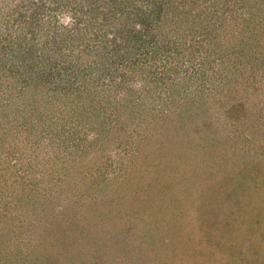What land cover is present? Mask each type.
Instances as JSON below:
<instances>
[{
  "label": "rangeland",
  "instance_id": "obj_1",
  "mask_svg": "<svg viewBox=\"0 0 264 264\" xmlns=\"http://www.w3.org/2000/svg\"><path fill=\"white\" fill-rule=\"evenodd\" d=\"M93 3L0 0V212L7 210L24 237L36 235L26 223L51 221L62 231L64 245L52 249L66 258L57 264H194L199 255H188L184 240L200 241L210 218L213 231L227 227L223 205L241 199L226 192L256 181L246 163L262 152L241 142L251 123L236 128L225 119L230 79L214 72L218 60L206 79L183 71L181 46L175 60L158 57L155 29L147 31L151 17L140 12L150 10L144 0L122 12L104 3V24L88 10ZM79 82L103 86L100 132L73 147L63 134L73 117L62 111L44 128L48 122L32 116L28 101ZM234 216L235 227L248 230ZM79 249L83 260L72 255ZM227 256L223 250L213 261L228 264Z\"/></svg>",
  "mask_w": 264,
  "mask_h": 264
},
{
  "label": "trees",
  "instance_id": "obj_2",
  "mask_svg": "<svg viewBox=\"0 0 264 264\" xmlns=\"http://www.w3.org/2000/svg\"><path fill=\"white\" fill-rule=\"evenodd\" d=\"M102 1L104 2L96 0V5L93 3V7L87 6L95 17L102 16V24L106 21L104 11L100 9L104 3L108 9L110 7L121 12L127 5L131 8L141 5L136 3L137 0ZM144 1L150 10L147 12L148 8H144L140 12L145 13L146 17H151L147 31L150 33L155 29V38L160 41L161 46V49L158 47V57L175 60L181 46L185 51L181 55L182 63L185 64L183 71L188 69L201 72L206 79L211 77L206 72L210 68V63L218 60L216 63L218 68H214V72L221 73V78L230 79L225 80L227 92L224 95L227 103L222 107L225 119L230 120L236 128L241 127L243 123H251L248 136H244L241 142L250 149L255 148L262 152L260 157V154L256 155V159L252 157L246 163L247 167L249 166L248 173L256 178L252 186L247 188L240 181L236 189L234 187L232 192H226L228 199L234 200L233 195L241 199L235 201L236 205H223L224 210L221 212L224 216L221 223L228 226L213 231L211 228L213 220L210 218L202 225L203 228L196 239L206 243L200 241L188 243L189 239L184 240L187 254L199 255L195 258L194 264H218L213 260L218 258L217 256L220 257L223 250L228 254L226 260L230 259L228 264H264V224L261 221L264 216V176H261L264 170V0H232L236 4L232 10L229 7L234 4H229L230 0ZM82 2L83 0H79V4ZM124 2L127 3L125 6L122 5ZM75 6L72 7V13L77 9H74ZM7 77L11 75L7 74ZM98 87L103 86L79 82L75 88L70 87L64 92L57 93L53 90L37 94L38 100L28 101L29 109L32 116L37 117L40 122L53 119L55 114L57 119L61 117L62 111H65L66 116L73 117L68 121L70 123L68 127H71L72 131L64 130L63 134L70 138L68 144L77 147L81 143L84 144L85 140H96L97 137L93 134L100 132L95 116L99 113V106L102 107ZM209 91L211 92V89ZM7 119L15 121L13 117ZM81 121L85 122L88 130L93 131L92 135L90 134L91 138L88 137L84 125L76 128ZM51 124L48 122L44 128L48 129ZM2 127L0 126V130H5ZM28 136L32 142L38 141L37 135ZM237 142L240 144L235 138L232 144L236 145ZM253 194L254 201L258 199V203H253L250 199ZM246 199L251 200L253 205L248 206L247 203L250 202ZM239 206L242 211L239 210ZM225 207L230 210L227 211ZM6 211L3 209L0 212V264H57L66 258V255L57 248L52 249L56 244L64 245L65 240L63 235L59 237L62 231L57 234V228L51 221H41L38 226L26 223L27 229L24 230H33L36 235L32 236L31 233L30 236L24 237L21 234L23 231L21 225L15 226L16 222L14 223L12 218L8 220ZM234 213L248 230L243 227L239 230L235 227ZM30 225L32 228H29ZM226 235L230 239L226 240ZM74 241L71 238L66 243ZM72 255L80 260L86 257L85 252L80 249ZM74 258L70 260L74 261ZM189 261L183 260L184 264H191V260ZM64 262L70 264L68 259Z\"/></svg>",
  "mask_w": 264,
  "mask_h": 264
}]
</instances>
